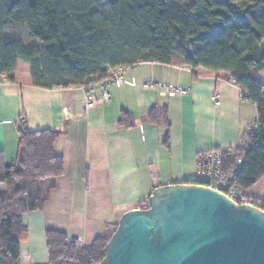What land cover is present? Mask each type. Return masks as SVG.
<instances>
[{
	"label": "trees",
	"instance_id": "trees-1",
	"mask_svg": "<svg viewBox=\"0 0 264 264\" xmlns=\"http://www.w3.org/2000/svg\"><path fill=\"white\" fill-rule=\"evenodd\" d=\"M263 35L264 0H0V76L12 80L18 62L42 88L97 83L113 67L146 61L223 71L256 105L257 129L246 135L245 150L238 146L221 157L224 172L242 157L234 181L247 190L264 174ZM146 117L169 126L165 106H152ZM118 124L129 126L127 111L121 110ZM17 132L14 163L6 164L0 152V264H20L21 217L42 208L64 170L53 148L61 131L20 123ZM251 201L264 210V199ZM147 205L148 199L141 208ZM116 225L81 247L64 232L46 229L43 264H97Z\"/></svg>",
	"mask_w": 264,
	"mask_h": 264
},
{
	"label": "crops",
	"instance_id": "crops-1",
	"mask_svg": "<svg viewBox=\"0 0 264 264\" xmlns=\"http://www.w3.org/2000/svg\"><path fill=\"white\" fill-rule=\"evenodd\" d=\"M260 43L264 47V35ZM185 66L137 63L123 72L119 86L108 87L109 100L92 106H86L81 85L33 86L28 68L23 76L16 68L12 80L0 79V152L6 164L15 161L20 123L62 132L53 148L64 170L42 208L21 217L20 264L47 262L46 229L86 246L123 212L143 207L155 187L199 178L198 153L234 149L246 139L256 105L243 98L229 74ZM258 80L264 85V68ZM147 82L178 85L187 93ZM154 105L166 107L168 128L147 120ZM121 110L130 114L127 127L118 124ZM244 192L264 199V174Z\"/></svg>",
	"mask_w": 264,
	"mask_h": 264
},
{
	"label": "water",
	"instance_id": "water-1",
	"mask_svg": "<svg viewBox=\"0 0 264 264\" xmlns=\"http://www.w3.org/2000/svg\"><path fill=\"white\" fill-rule=\"evenodd\" d=\"M97 264H264V210L202 183L160 185L121 214Z\"/></svg>",
	"mask_w": 264,
	"mask_h": 264
},
{
	"label": "built area",
	"instance_id": "built-area-1",
	"mask_svg": "<svg viewBox=\"0 0 264 264\" xmlns=\"http://www.w3.org/2000/svg\"><path fill=\"white\" fill-rule=\"evenodd\" d=\"M135 64L131 65H119L109 69V74L106 78L98 81L97 83L88 84L82 86L84 94H85V103L86 106H92L94 104L107 101L110 98L108 87L110 85L119 86L122 82V74L123 72L132 67ZM181 68H185L186 66L181 64L179 65ZM0 79H6L4 75L0 76ZM147 87H157L162 88L166 92H176L180 95H184L187 93L186 88H182L178 85H169L165 82H147L144 84ZM215 103H218L216 100ZM257 129V124H254L249 131H255ZM240 150L244 151L247 147V137L240 144ZM231 149L228 150H209L204 151L198 154L196 159V173L203 180L204 185L214 188L221 193L225 194L232 200L238 203H252L251 199H249L244 192V189L240 187L235 181L234 176L241 164L242 157L239 156L236 158L233 167H231L228 171H223L221 167V157L223 153H230Z\"/></svg>",
	"mask_w": 264,
	"mask_h": 264
},
{
	"label": "rangeland",
	"instance_id": "rangeland-1",
	"mask_svg": "<svg viewBox=\"0 0 264 264\" xmlns=\"http://www.w3.org/2000/svg\"><path fill=\"white\" fill-rule=\"evenodd\" d=\"M32 1V0H30ZM171 2L173 3H176V4H184L185 2H188L189 0H170ZM21 26L25 28V26L23 24H21ZM18 34L27 42H30L31 41V36L29 37L28 34L23 30V29H20ZM141 66V65H140ZM28 66L27 64L23 63V62H18L17 64V74L18 76H23V73L25 72V69H27ZM6 78V77H5ZM195 180H198V181H201L203 180L201 177L199 178H196ZM0 188H2V185H0ZM23 260V259H22ZM24 262V261H23ZM24 264V263H22Z\"/></svg>",
	"mask_w": 264,
	"mask_h": 264
}]
</instances>
